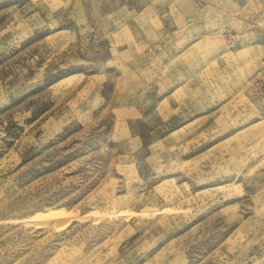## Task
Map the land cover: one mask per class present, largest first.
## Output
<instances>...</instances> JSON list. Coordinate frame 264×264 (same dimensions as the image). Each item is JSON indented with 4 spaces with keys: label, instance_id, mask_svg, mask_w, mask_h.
<instances>
[{
    "label": "rangeland",
    "instance_id": "rangeland-1",
    "mask_svg": "<svg viewBox=\"0 0 264 264\" xmlns=\"http://www.w3.org/2000/svg\"><path fill=\"white\" fill-rule=\"evenodd\" d=\"M0 264H264V0H0Z\"/></svg>",
    "mask_w": 264,
    "mask_h": 264
}]
</instances>
